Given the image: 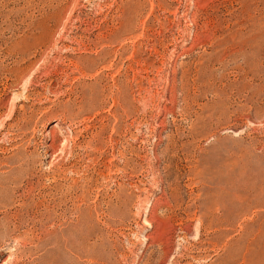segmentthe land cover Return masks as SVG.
Masks as SVG:
<instances>
[{
  "label": "rangeland",
  "instance_id": "1",
  "mask_svg": "<svg viewBox=\"0 0 264 264\" xmlns=\"http://www.w3.org/2000/svg\"><path fill=\"white\" fill-rule=\"evenodd\" d=\"M0 264H264V0H0Z\"/></svg>",
  "mask_w": 264,
  "mask_h": 264
},
{
  "label": "bare ground",
  "instance_id": "2",
  "mask_svg": "<svg viewBox=\"0 0 264 264\" xmlns=\"http://www.w3.org/2000/svg\"><path fill=\"white\" fill-rule=\"evenodd\" d=\"M197 3H198V0H195ZM54 135V134H53ZM51 137H53V136H51ZM53 139H54V137H53Z\"/></svg>",
  "mask_w": 264,
  "mask_h": 264
}]
</instances>
